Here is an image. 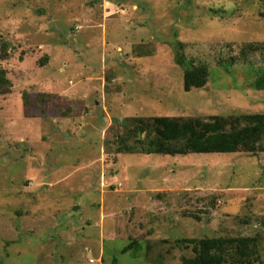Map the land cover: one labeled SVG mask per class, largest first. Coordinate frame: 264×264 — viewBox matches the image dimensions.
<instances>
[{
  "label": "rangeland",
  "instance_id": "1",
  "mask_svg": "<svg viewBox=\"0 0 264 264\" xmlns=\"http://www.w3.org/2000/svg\"><path fill=\"white\" fill-rule=\"evenodd\" d=\"M249 43L264 0H0V264H184L177 241L204 237L250 238L264 264V152L120 146L127 117L263 113Z\"/></svg>",
  "mask_w": 264,
  "mask_h": 264
},
{
  "label": "trees",
  "instance_id": "2",
  "mask_svg": "<svg viewBox=\"0 0 264 264\" xmlns=\"http://www.w3.org/2000/svg\"><path fill=\"white\" fill-rule=\"evenodd\" d=\"M251 51L261 50L264 61V43H249ZM175 60L184 69V89L206 85L209 70L206 65L187 61L184 52L177 50ZM264 89V72L253 83ZM12 82L7 71L0 68V95L9 93ZM127 132L120 137L121 151L140 154L180 155L211 152H264V112L243 113L227 118L212 115L201 117H127L122 122ZM143 135V136H142ZM246 237L183 238L178 244L191 246L194 255L182 257L184 264H254L251 256L258 253L256 243ZM137 241L125 247L133 248Z\"/></svg>",
  "mask_w": 264,
  "mask_h": 264
}]
</instances>
